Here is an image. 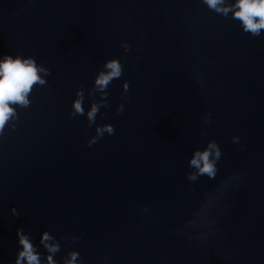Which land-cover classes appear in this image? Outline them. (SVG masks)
I'll use <instances>...</instances> for the list:
<instances>
[{
	"label": "water",
	"instance_id": "1",
	"mask_svg": "<svg viewBox=\"0 0 264 264\" xmlns=\"http://www.w3.org/2000/svg\"><path fill=\"white\" fill-rule=\"evenodd\" d=\"M0 53L51 69L0 136V264L17 227L65 237L56 259L76 249L82 264H264V30L250 36L201 0H0ZM113 56L123 72L95 123L115 131L88 146L95 125L68 115L71 100L83 87L87 108ZM208 139L222 149L217 175L189 182L187 157ZM231 173L239 186L201 226L204 194Z\"/></svg>",
	"mask_w": 264,
	"mask_h": 264
},
{
	"label": "clouds",
	"instance_id": "2",
	"mask_svg": "<svg viewBox=\"0 0 264 264\" xmlns=\"http://www.w3.org/2000/svg\"><path fill=\"white\" fill-rule=\"evenodd\" d=\"M201 3L210 11L236 21L240 30L250 36H260L264 30V0H201ZM121 47L127 52L128 42L122 41ZM122 72L123 65L120 57H109L102 62L92 77L91 86L87 89L89 97L87 108L84 107L85 89L78 87L75 90L68 115L70 117L83 115L89 126L95 125L94 134L86 141L88 146L105 134L112 135L115 131L111 123L96 124L95 120L100 107L108 106L106 99L108 86L114 79L120 78ZM50 74L51 69L38 62L32 55L0 53V136L4 135L6 129L17 127L18 110L31 104L34 86L45 85ZM128 88V81H122V94L127 93ZM124 99L127 101L128 97L125 95ZM123 110L124 103L116 106L118 113ZM210 117V112L205 113L203 122L207 124ZM231 141L238 143L240 136L232 135ZM222 154L221 146L215 139H208L202 145L192 148L186 162L188 169L185 172L186 179L189 182H195L201 176H206L209 180L214 179ZM239 181L240 174L231 173L224 177L211 193L204 194L205 198L200 205V210L205 217V223L201 226L215 223L214 220L206 219L209 209L229 187L233 189L238 187ZM10 211L13 216L18 215L15 207H12ZM186 223L192 225L193 220L190 219ZM206 234V231L199 233L197 239L205 238ZM70 238L73 241L78 239L75 235H71ZM63 239L65 237L57 239L49 230L44 229L40 232L38 240L34 241L23 227H17L15 255L12 260L7 261V264H82L80 252L76 249H70L56 259Z\"/></svg>",
	"mask_w": 264,
	"mask_h": 264
}]
</instances>
